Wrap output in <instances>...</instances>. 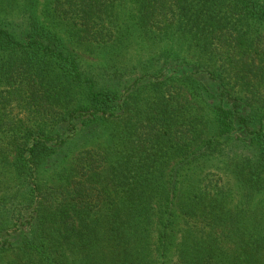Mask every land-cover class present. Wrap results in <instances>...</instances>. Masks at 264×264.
<instances>
[{"label": "trees", "instance_id": "trees-1", "mask_svg": "<svg viewBox=\"0 0 264 264\" xmlns=\"http://www.w3.org/2000/svg\"><path fill=\"white\" fill-rule=\"evenodd\" d=\"M120 1L0 24V164L18 180L0 264H264V0H131L144 32L220 61L143 73V99L84 72L55 29L113 48Z\"/></svg>", "mask_w": 264, "mask_h": 264}, {"label": "rangeland", "instance_id": "rangeland-1", "mask_svg": "<svg viewBox=\"0 0 264 264\" xmlns=\"http://www.w3.org/2000/svg\"><path fill=\"white\" fill-rule=\"evenodd\" d=\"M47 0H0V24L13 25V30L24 29L30 14L43 20V7ZM115 18L113 26L119 41L113 48L108 44L82 43L81 45L68 42L67 36L60 26L55 28L62 38L65 49L72 53L81 69L89 75L97 76L102 83H109L115 87L121 83L119 91L123 95L138 93L139 99H143L150 93V84L146 79L140 80L143 73H155L161 66L168 67L170 63H183L217 68L220 61L203 53L191 44L185 35L179 32L159 34V32H144L138 25V6L131 0H121L114 8ZM166 69L163 73L166 74ZM167 75L164 77L166 78ZM138 80V83L136 80ZM153 81H156L153 79ZM178 84L168 82V87H176ZM240 87L232 90L239 93ZM135 110L130 113L132 115ZM74 147L68 152L70 155L76 152ZM12 158L0 164V195L14 192L18 180L11 166ZM222 177L225 175L220 174ZM188 223H190L188 221ZM193 223V222H192ZM189 226L191 224H188ZM202 229L203 224H197ZM204 229V228H203ZM157 235H153V250L156 255ZM157 257V256H156Z\"/></svg>", "mask_w": 264, "mask_h": 264}]
</instances>
